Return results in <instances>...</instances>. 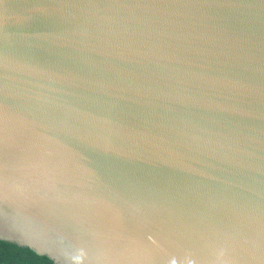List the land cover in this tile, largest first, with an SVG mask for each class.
Segmentation results:
<instances>
[{
  "label": "water",
  "instance_id": "water-1",
  "mask_svg": "<svg viewBox=\"0 0 264 264\" xmlns=\"http://www.w3.org/2000/svg\"><path fill=\"white\" fill-rule=\"evenodd\" d=\"M0 240L264 264V0H0Z\"/></svg>",
  "mask_w": 264,
  "mask_h": 264
},
{
  "label": "trees",
  "instance_id": "trees-1",
  "mask_svg": "<svg viewBox=\"0 0 264 264\" xmlns=\"http://www.w3.org/2000/svg\"><path fill=\"white\" fill-rule=\"evenodd\" d=\"M0 264H54L47 256L27 247L0 240Z\"/></svg>",
  "mask_w": 264,
  "mask_h": 264
}]
</instances>
